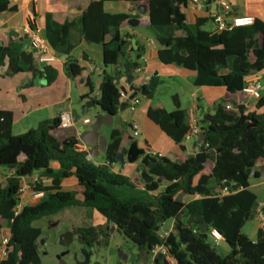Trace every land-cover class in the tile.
Returning <instances> with one entry per match:
<instances>
[{
	"label": "trees",
	"instance_id": "obj_1",
	"mask_svg": "<svg viewBox=\"0 0 264 264\" xmlns=\"http://www.w3.org/2000/svg\"><path fill=\"white\" fill-rule=\"evenodd\" d=\"M61 1L73 3V0ZM108 2H125L130 12L137 14L135 17L109 14L104 9ZM185 7L186 0L93 1L83 13L82 34L87 43L103 45L105 68L117 66L122 60L131 67L132 37L121 35V30L151 27L159 33V59L163 64L195 71L199 82L224 87L226 96L216 108L215 119L202 121L206 139L200 151L181 163L154 157L148 173L155 180L139 190L130 178L112 172L121 151L119 130L111 131L105 163L95 166L86 152L77 149L78 140H64L60 117L42 121L22 135H14L13 113L0 110V177L2 172H7L0 183V230L5 226L9 229L7 257L0 264H42L39 240L43 231L35 223L68 208L94 210L107 225L106 229L91 226L73 231L80 245L89 251L108 247L110 230L114 229L136 246L139 258L145 263L151 258L152 248L165 244L177 264H264V231L259 230L257 242L242 233L258 207L256 195L249 190V181L252 170L264 159V113H258L264 109V86L254 111L248 112L245 106H238L237 111L226 109L227 103L242 93L249 79L264 72V22L255 20L253 26L211 33L202 30L204 22L198 21L192 30L187 24ZM13 10L8 0H0V13ZM142 15L147 18L143 20ZM174 30L183 31L185 36L175 37ZM20 49L14 43L0 45V77L28 70L20 61ZM139 59L138 55L136 60ZM65 67L74 80L85 71L72 61ZM222 69L229 72L222 73ZM34 71L46 76L48 85L57 79L58 74L51 66ZM160 84L153 78L145 86L149 90L147 99L154 98ZM100 92L96 104L101 111L117 115L114 98L119 91L115 77L106 70ZM173 103L175 111L169 113L163 105H153L147 117L175 144L181 145L190 129L176 96ZM34 177L40 181L35 186L31 184V190L44 192L45 196L37 204L27 205L20 198V185ZM66 180H75L80 190H65ZM229 181L231 185L227 187ZM211 182L219 185L220 193L212 192ZM164 183L166 186L162 188ZM225 188L228 193L223 195ZM181 195L196 199L185 204ZM21 202L22 208L16 215L15 209ZM182 216L187 220L190 216L202 219L196 226H190ZM169 220L174 221V233L165 239L161 229ZM201 223L221 233L230 249L228 256L222 257L208 241L200 238L197 225Z\"/></svg>",
	"mask_w": 264,
	"mask_h": 264
},
{
	"label": "crops",
	"instance_id": "obj_2",
	"mask_svg": "<svg viewBox=\"0 0 264 264\" xmlns=\"http://www.w3.org/2000/svg\"><path fill=\"white\" fill-rule=\"evenodd\" d=\"M8 1L9 8H15V10L0 13V45L7 46L13 43L19 45L21 48L20 61L32 60L34 69L41 71V67L39 68L35 64L36 51L30 45L25 46L24 36L21 34L22 29L33 19L41 30V36L56 56V62L49 66L58 74L56 81L51 85H48L46 76L39 75L29 69L19 74L0 77V110L13 113L14 135H22L30 129L36 128L42 121L52 120L60 117L62 113H68L73 118L74 125L64 130V140L73 138L78 140L79 144L90 149V155L91 152L93 154L91 161L98 165L105 163L104 155L113 129L122 133L121 150L128 149L131 145L130 141H137L139 148L145 149L151 157L152 154H157L178 163L184 162L188 157L197 153V141L186 143L184 138L181 145L175 144L159 126L148 119L147 111L151 106L159 104L163 105L169 113L175 111L173 97L176 96L180 109L186 114V124L189 129L195 123L202 128L204 126L202 121L206 116L215 114L217 106L226 96V91L224 87L209 86L199 82L198 73L195 71L185 70L176 65L163 64L159 59L161 46L158 41L159 33L156 30L151 27L121 30V35L132 37L130 60L134 62L133 65L138 64V66L144 67L143 72L138 73L136 68L131 66L134 80L129 83L125 68V66L130 68L128 63L122 60L117 66L105 68L102 51L87 43L83 37V13L91 2L101 0H73L71 4L61 0ZM230 3L232 16L253 17L255 20L264 22V0H230ZM104 9L109 14H132L134 17L137 14L136 12L131 13L129 5L125 2H108L104 5ZM216 10L218 8L214 2L197 0V3H194L193 0H186L184 13L188 26L195 30L198 21H203L202 30L215 33L212 14ZM142 16L143 20L147 18V15ZM17 34H19L18 37H16ZM173 34L180 38L185 36V33L180 30H174ZM138 55L140 59L136 60ZM68 61L76 62L80 68L85 70L81 77L74 80L68 76L65 67ZM6 70L7 67L4 72ZM105 70L115 77L119 94L123 90L129 91L132 85L140 87L142 82H151L153 78H157L161 84L152 100L138 94L135 98L140 100V104L136 108L128 107L121 112L118 107V113L114 116L112 125L108 126V121H106L99 130V137L85 136L84 139L87 143H95L97 149H94V145L85 144L81 138L86 132L91 131L98 117L106 116L96 104V100H99L101 96L100 85ZM220 71L222 73L229 72L228 69ZM263 75L264 72L260 76L263 77ZM161 88H167L171 92L169 96L171 95L172 102L169 104L156 98ZM132 94V92H128V97L130 98ZM88 102L95 105L87 111L86 115H81L83 106ZM120 103L126 104L127 102L121 98ZM227 105L236 111L238 106H245L248 112H252L255 110L256 100L238 93ZM74 112L79 116L78 122L73 117ZM258 113H264V109ZM86 119L90 120L89 124L83 123ZM135 132L138 135H135ZM102 138L106 140V144ZM100 157L102 161L98 160ZM144 168L145 165L142 164V158H140L134 164L127 162L123 166L116 164L112 168V172L130 178L139 190H143L145 184L143 174L146 171ZM256 168V172L253 173L249 181V190L256 195L258 207L254 218L248 221L242 229L243 235L253 242L259 241L260 220L257 213L264 209V159L259 161ZM165 186V183L162 184V188ZM210 188L213 193H220L217 183L211 182ZM180 199L187 204L195 200L196 197L182 195ZM182 218L187 221L185 217L182 216ZM171 221V227L167 229L164 225L163 230L172 231L173 234L174 221ZM248 223H253L256 226L255 231L251 234H246L244 230ZM217 248L220 250L218 251ZM215 249L222 257L228 256L230 252L225 241ZM154 260L151 257L147 263L142 260V264H155ZM165 262L163 259L161 264H165Z\"/></svg>",
	"mask_w": 264,
	"mask_h": 264
},
{
	"label": "rangeland",
	"instance_id": "obj_3",
	"mask_svg": "<svg viewBox=\"0 0 264 264\" xmlns=\"http://www.w3.org/2000/svg\"><path fill=\"white\" fill-rule=\"evenodd\" d=\"M171 93L167 88H161L156 98L161 99L165 103L172 102ZM98 160L102 161L100 157ZM93 164L96 166L95 162ZM118 164V163H116ZM6 171L1 173L0 183H3ZM49 185L50 182H47ZM63 188L68 191H79L80 188L75 180H66L63 182ZM182 196V195H181ZM180 196V198H181ZM25 204L35 205L41 199L33 200L30 193L25 196ZM104 219L99 213L89 208H68L57 215H53L44 218L35 223L36 227L42 229L43 233L40 238L39 251L42 264H78L84 261V252L92 253L89 260V264H142V260L139 258V253L136 246L125 239L119 233H116L114 229L110 230L111 237L109 238L108 247H96L89 251L84 246L80 245L76 236L74 237L73 244L66 248L59 245V238L66 232H73L76 229L82 227L98 226L100 229H106L107 225L104 224ZM172 221L169 220L164 223V227L169 229ZM255 225L248 223L245 230L246 234H251L255 231ZM4 230H8L5 226ZM1 235V233H0ZM208 243L211 245V240L208 239ZM218 251L220 250L217 248ZM90 255V254H89Z\"/></svg>",
	"mask_w": 264,
	"mask_h": 264
},
{
	"label": "built area",
	"instance_id": "obj_4",
	"mask_svg": "<svg viewBox=\"0 0 264 264\" xmlns=\"http://www.w3.org/2000/svg\"><path fill=\"white\" fill-rule=\"evenodd\" d=\"M208 2H214L217 6L218 10L213 12L212 14V22L215 26V33L216 32H222V31H232L235 28H241V27H249L253 26L255 23V19L253 17H234L231 15L232 8L230 0H207ZM194 3H197V0H193ZM21 34L26 37V39L29 41V45L31 48H33L36 51L35 54V64L39 68L44 66H49L56 62V56L51 50L49 44L43 39L41 36V30L38 27V25L35 23L33 19L29 21V23L22 29ZM144 70L143 66H138L136 68V71L138 73H142ZM263 78L262 76L258 75L255 76L247 81V86L243 89L242 94L245 96H248L254 100L260 99L263 91ZM120 97L123 98L130 109L136 108L140 104V100L138 98L130 99L128 97V93H125L123 91L120 92ZM120 98V99H121ZM227 110H232L230 105L226 106ZM60 128L62 129H69L74 125L73 118L68 113H62L60 116ZM84 124H89L90 120L86 119L83 121ZM203 134L202 128H200L196 123L193 124L190 127V130L188 134L185 136V142L186 143H193L198 140L199 136ZM135 135H138L137 132H135ZM77 149L81 152H86L88 154V159L91 161V155H90V149L85 147L83 144H78ZM152 157H159L162 158V156L157 154H152ZM116 165V164H115ZM114 165V166H115ZM113 166V167H114ZM39 179L37 177H34L31 182L24 181L20 185L19 189V195L21 200L23 201L25 199V196L30 193L33 200H39L44 198L45 193L44 192H33L31 190V184L32 186H35L37 183H39ZM228 190L225 188L223 191V195L227 194ZM23 202H21L15 209V214L17 215L21 208H22ZM257 216L260 220V229L264 231V211L259 210L257 213ZM162 237L167 238L169 234L172 232L163 230V226L161 229ZM0 260H4L7 257V245L9 243V229L8 230H0ZM196 233V231H194ZM208 239L212 242V247L216 248L220 246V244L224 241L223 236L217 229H209L208 231ZM161 254L164 259L167 260L168 264H177L174 259L171 256L170 248L169 246L165 244L157 245L154 248L151 249V257L155 259L157 255Z\"/></svg>",
	"mask_w": 264,
	"mask_h": 264
},
{
	"label": "water",
	"instance_id": "obj_5",
	"mask_svg": "<svg viewBox=\"0 0 264 264\" xmlns=\"http://www.w3.org/2000/svg\"><path fill=\"white\" fill-rule=\"evenodd\" d=\"M145 12V10L143 11V13ZM19 34L16 35V37H18ZM24 39V42H25V46H29V41L25 38ZM92 46L100 51L103 50V45L102 44H97V43H92ZM25 50V48H24ZM22 62H24L25 65L28 66V69L30 71H33L34 70V67H33V62L32 60H29V61H25V60H22ZM134 68H137L138 67V64H134L133 65ZM126 68V72H127V77H128V81L129 83H131L133 80H134V76L132 75V68L128 67V66H125ZM150 82H142L140 87H134L133 85L130 86L129 88V91L127 90H123V92L125 93H128V92H132V96L130 97V99H134L138 94H141L142 96H147L148 93H149V90L145 89L144 86L145 85H148ZM120 94H118L115 98H114V104L115 106L119 107L120 108V111L123 112L125 111V109L128 108V104H121L120 103ZM95 104L92 103V102H88L86 103L83 108H82V113L81 115H86L87 114V111L93 107ZM73 117L75 118V120L78 122L79 120V116H77L76 112H74L73 114ZM113 119H114V115H108L106 114V116H100L98 117L93 126H92V129L90 132H86L83 137L81 138V140L87 144V145H94V149H97L95 143H87L86 140L84 139L85 136L89 137V136H92V137H99V130L100 128L102 127V125L105 124L106 121H108V126H111L112 125V122H113ZM215 119V116H206L204 118L205 121H211ZM206 139V134H201L196 142V151L199 152L200 151V148H201V144L205 141ZM104 144H106V140H104V138H102ZM131 145L128 149H122L118 154H117V157H116V163L120 164L121 166H123L126 162L129 163V164H134L136 163L140 158H142V164H144L146 166V171L144 172L143 174V180L145 181V183H150L152 181H154V177L149 175L148 173V166H149V163H152V162H155L154 158H152L149 154H147L146 150L145 149H141L139 148L138 146V142L137 141H130ZM103 151V150H102ZM105 151V150H104ZM103 151V152H104ZM91 155L93 156L92 152H91ZM257 168H254L252 170V174L250 175V178H252L253 176V173L256 172ZM158 182H161V179H158ZM231 185V181H229L226 186L229 187ZM239 188V186H235L234 187V190L236 191L237 189ZM202 219V217L200 216H190L189 219L187 220V225H190V226H196L197 222L200 221ZM198 229H199V234H200V238L202 240H205L207 241L208 240V231H209V226L208 224L206 223H201L199 225H197ZM74 233L73 232H66L64 234H62L59 238V245L63 248H68L70 247L73 242H74ZM84 257H85V261L83 263H78V264H89V260H90V255L88 254L87 251L84 252ZM164 259V257L159 254L155 257V260H154V263L155 264H161L162 260ZM166 262L165 264H168L167 260L164 259Z\"/></svg>",
	"mask_w": 264,
	"mask_h": 264
},
{
	"label": "flooded vegetation",
	"instance_id": "obj_6",
	"mask_svg": "<svg viewBox=\"0 0 264 264\" xmlns=\"http://www.w3.org/2000/svg\"><path fill=\"white\" fill-rule=\"evenodd\" d=\"M111 234V233H110ZM65 250H67V249H65ZM91 257V256H90ZM84 261H85V258H84ZM84 261H82L81 263H83Z\"/></svg>",
	"mask_w": 264,
	"mask_h": 264
}]
</instances>
